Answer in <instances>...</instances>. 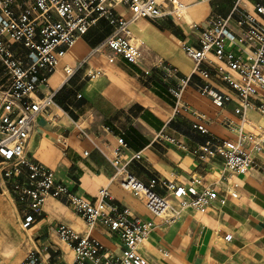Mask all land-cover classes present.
<instances>
[{
	"label": "crops",
	"instance_id": "crops-1",
	"mask_svg": "<svg viewBox=\"0 0 264 264\" xmlns=\"http://www.w3.org/2000/svg\"><path fill=\"white\" fill-rule=\"evenodd\" d=\"M180 1L187 6L181 17L143 18L132 23L135 37L144 42L142 58L136 63L120 55L109 62L107 49L90 54L111 30L105 19L81 36L60 60L48 86L43 87L44 91L57 93L55 105L47 114L38 116L26 149L32 159L52 169L57 180L78 194L93 199L99 189L108 187L115 201L140 218L152 220L155 228L140 247L151 264H264V153L255 155L256 165L248 172L233 176L238 183L237 198L228 197L226 205L216 203L204 213L186 208L173 222L154 216L143 199L121 187L119 177L113 179L115 169L105 157L123 137L128 145L121 150L122 159L145 184L152 179L185 183L194 175L207 183L223 167L221 159L199 161L173 144L155 140L156 134L164 130L195 147L210 139L234 137L236 131L226 122H240V115L234 112L235 93L216 75L211 78L212 85L234 96V101L223 108L214 105L192 83L183 86L179 100L169 92L193 72L194 62L184 45L198 47L199 31L209 16L228 14L235 2ZM159 2L165 10L170 7L167 0ZM240 4L250 11L254 9V0H241ZM116 10L130 15L123 5ZM84 59L86 62L77 67ZM66 66L75 68V72L66 75ZM93 73L96 75L91 76ZM200 113L208 120V133L192 127L200 121ZM247 117V130L264 125V115L255 109H249ZM135 152H141L142 157L132 159ZM155 191L166 195L160 185ZM10 194L8 199L0 198V219L5 222L1 223L2 231H10L9 236L15 234V240H8V250L20 254L7 264H18L31 250H42L44 246L49 247L44 255L52 264H73L74 251L57 232L61 223L82 235L90 234L118 254L121 252L117 234L101 224L89 227L62 198L46 199L44 213L30 227L23 228L27 209L11 191ZM172 202L178 204L176 198ZM8 206L12 212H4ZM227 234L232 235L230 240L225 238Z\"/></svg>",
	"mask_w": 264,
	"mask_h": 264
},
{
	"label": "built area",
	"instance_id": "built-area-1",
	"mask_svg": "<svg viewBox=\"0 0 264 264\" xmlns=\"http://www.w3.org/2000/svg\"><path fill=\"white\" fill-rule=\"evenodd\" d=\"M167 1L170 7L165 10L159 0H0V159L5 163L0 167V177L6 179L12 195L27 209L23 228L30 227L44 213L46 199L62 198L89 227L101 224L117 234L122 243L118 254L90 234L82 235L61 223L57 232L72 247L73 264H151L140 247L155 223L115 201L108 187L99 189L93 199L78 194L57 180L52 169L28 155L27 142L38 116L47 114L55 105L56 92L44 91L43 87L48 86L68 49L101 19L108 22L111 30L90 54L107 49L109 62L118 55L128 62H138L144 42L135 37L131 25L138 19L181 17L185 13V3ZM240 2L235 0L226 15L209 16L199 31L198 47L184 45V51L194 62L193 72L181 79L183 84L169 88L179 100L183 86L190 84L194 75L199 79L193 82L194 88L223 108L234 101V96L212 85L211 78L216 75L236 96L234 112L240 115V122H226L236 131L235 136L210 139L195 147L164 130L155 136L156 141L173 144L199 161L221 159L223 167L213 181L206 183L203 177L194 175L185 183L152 179L145 184L127 169V162L122 159L121 150L128 145L123 137L118 138V146L110 155L105 154L115 169L113 179L119 177L121 187L143 199L147 209L165 222H173L186 208L204 213L216 203L226 205L228 197L237 198L238 183L233 176L248 172L256 165L255 155L264 153V125L245 129L249 109L264 115V0H254L253 11ZM118 5L126 7L130 15L118 13ZM85 62L86 59L77 67ZM64 70L68 76L75 72L69 66ZM198 117L200 121L192 127L208 133L207 118L202 113ZM141 157V152H135L132 159ZM157 185L166 190V195L155 191ZM225 238L230 240L232 235ZM48 249L44 246L42 250H31L18 264H52L44 255Z\"/></svg>",
	"mask_w": 264,
	"mask_h": 264
},
{
	"label": "rangeland",
	"instance_id": "rangeland-1",
	"mask_svg": "<svg viewBox=\"0 0 264 264\" xmlns=\"http://www.w3.org/2000/svg\"><path fill=\"white\" fill-rule=\"evenodd\" d=\"M2 166H5V163H3L0 159V167ZM3 180H6V179L0 177V198L2 199V197H6V199H8L11 196L10 191L7 190V188L10 189V184L9 183L5 184ZM8 211L12 212V209H10V206L4 209V212H8ZM0 223L5 225L4 220L0 219ZM14 237H15V234L12 233V235L10 236L7 235L5 238H3V240H0V264H7L10 260L18 257V255L20 254V252L17 250H8V245H7L8 240L9 239L15 240Z\"/></svg>",
	"mask_w": 264,
	"mask_h": 264
},
{
	"label": "bare ground",
	"instance_id": "bare-ground-1",
	"mask_svg": "<svg viewBox=\"0 0 264 264\" xmlns=\"http://www.w3.org/2000/svg\"><path fill=\"white\" fill-rule=\"evenodd\" d=\"M8 234H10V231H2V224L0 223V240H3Z\"/></svg>",
	"mask_w": 264,
	"mask_h": 264
},
{
	"label": "trees",
	"instance_id": "trees-1",
	"mask_svg": "<svg viewBox=\"0 0 264 264\" xmlns=\"http://www.w3.org/2000/svg\"><path fill=\"white\" fill-rule=\"evenodd\" d=\"M195 81H197V77H195L194 75L192 76V78H191V82H190V84L192 83L193 84V82H195ZM56 95H57V93H56ZM56 95H55V98H56ZM125 140V139H124Z\"/></svg>",
	"mask_w": 264,
	"mask_h": 264
}]
</instances>
